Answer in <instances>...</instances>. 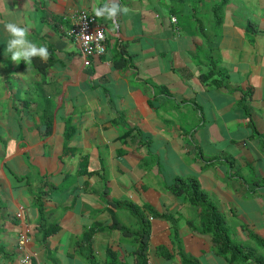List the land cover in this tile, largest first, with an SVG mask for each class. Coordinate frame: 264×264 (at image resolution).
Returning a JSON list of instances; mask_svg holds the SVG:
<instances>
[{
    "label": "crops",
    "instance_id": "0c3cea01",
    "mask_svg": "<svg viewBox=\"0 0 264 264\" xmlns=\"http://www.w3.org/2000/svg\"><path fill=\"white\" fill-rule=\"evenodd\" d=\"M104 2L0 0V264H88L77 242L101 224L97 263L106 264L112 247L135 264L134 242L110 228L111 210H125L101 198L103 175L109 199L178 218L184 251L198 264H261L264 249L251 234L264 241V151L254 134V126L264 134V7L243 8L254 23L243 0H228L208 52L199 23L210 37L211 9L222 0H121L129 11L116 18L117 30L98 18L106 52L86 66L67 31L74 14ZM9 19L32 24L30 38L48 45L46 60L28 66L5 55ZM190 175L225 214L232 240L253 253L249 260L218 254L212 235L189 225L200 208L171 186ZM149 217V262L183 264L171 223ZM128 226L137 228L136 219Z\"/></svg>",
    "mask_w": 264,
    "mask_h": 264
},
{
    "label": "trees",
    "instance_id": "16d2710c",
    "mask_svg": "<svg viewBox=\"0 0 264 264\" xmlns=\"http://www.w3.org/2000/svg\"><path fill=\"white\" fill-rule=\"evenodd\" d=\"M203 0H194L195 5L201 3ZM228 0H223L222 3L214 6L212 10V14L214 16V28L216 30L215 36L219 35V30L223 25V17H224V7L226 6ZM199 31L204 37L206 43L210 45L211 39L207 33V30L204 28L203 23H199ZM212 31V30H211ZM214 36V37H215ZM213 48L207 49L208 52H211ZM217 63L213 64V69L204 77H212L214 72V68L216 69ZM225 79V78H223ZM245 99L241 100V104L245 103ZM249 117L250 114H249ZM252 126L253 123H252ZM68 133V132H67ZM254 134L261 138V149L264 151V134H261L258 129L254 126ZM67 138L69 139L71 136L68 133ZM83 174L91 175V172L85 167L82 169ZM103 189L100 193L102 199L107 201L109 205L113 208L121 210H127L130 212L132 216L137 221V228H131L128 225L121 222L118 218L117 213L111 210V214L113 216V224L110 226L111 229L120 230L121 233L128 238L133 237L135 240H132L135 244V264H151L148 259V245L149 239L151 235V219L149 214L153 217H161L168 220L173 228V245L178 249L179 254L182 258L183 264H198L195 259L190 258L184 251L182 238L179 232V219L171 214H162L157 212L154 207L148 203L139 206L134 204L133 202L122 200V199H109L108 196L110 194V186L109 180L107 176L103 175ZM173 190H175L178 194L185 193L188 199V202L193 206H198L200 208V218L198 222L193 220H188L189 225L193 228L194 231H198L204 234H211L214 249L218 254L223 255L229 260H243L247 261L252 256L253 253L247 252L246 249L237 245L231 238V233L229 231V227L227 225V219L224 213H222L216 203L212 200L209 194L201 187V183L199 179L190 175L187 177H177L174 179V182L171 186ZM36 203L39 205L40 211L43 210V203L41 195L36 197ZM147 212L149 214H147ZM101 226V227H100ZM100 228V229H99ZM105 226L97 225L94 227L88 228L81 239L77 242L79 249L77 253L88 263V264H98L95 260V256L93 255V235L96 231H101L105 229ZM57 225L50 230H46L44 233V239L49 237L51 234L57 231ZM255 239L259 242L260 246L264 249V241L259 237L251 234V238ZM159 253L167 258L173 257V254L164 246L159 247ZM107 260L106 264H128L126 260L120 258L119 253L112 247H108L106 251ZM56 264L59 262L56 261ZM261 264H264L263 260H259Z\"/></svg>",
    "mask_w": 264,
    "mask_h": 264
},
{
    "label": "clouds",
    "instance_id": "9594fccd",
    "mask_svg": "<svg viewBox=\"0 0 264 264\" xmlns=\"http://www.w3.org/2000/svg\"><path fill=\"white\" fill-rule=\"evenodd\" d=\"M95 18H105L112 21L111 29L117 30L120 25L116 18L121 13L129 11L121 0H105L100 6H94L92 9ZM31 23L21 24L15 19L7 20L3 25V30L7 33L6 50L4 53L14 62H24L31 65L34 57H40L46 60L49 56V48L46 43L34 41L30 38Z\"/></svg>",
    "mask_w": 264,
    "mask_h": 264
},
{
    "label": "built area",
    "instance_id": "2783aa9c",
    "mask_svg": "<svg viewBox=\"0 0 264 264\" xmlns=\"http://www.w3.org/2000/svg\"><path fill=\"white\" fill-rule=\"evenodd\" d=\"M176 22V17L173 18ZM70 37L77 40L85 57L84 64L89 66L91 58L106 52V27L94 17L93 11L81 10L72 17V25L67 31Z\"/></svg>",
    "mask_w": 264,
    "mask_h": 264
},
{
    "label": "rangeland",
    "instance_id": "374dc122",
    "mask_svg": "<svg viewBox=\"0 0 264 264\" xmlns=\"http://www.w3.org/2000/svg\"><path fill=\"white\" fill-rule=\"evenodd\" d=\"M223 1V0H222ZM248 3H254L255 4V7L256 8H260V7H264V0H243V6H242V8H241V10H242V12H243V14L245 13L247 16H250V20L251 21H253L254 23L257 21V19H255V17H252V15H251V10H246V11H244L243 10V8H245V5L246 4H248ZM238 6V5H237ZM224 15H225V12H224ZM212 17L214 18V16H213V14H212ZM214 22H213V24H212V27L210 28V30H212V31H210V39H211V37L213 36H215L214 34H216V30L215 29H213L214 27ZM221 29H219V30H217V32L218 31H220ZM218 36V35H217ZM213 39V38H212ZM212 39H211V41H212ZM207 42V41H206ZM211 46V44L209 45V43L207 44L206 43V47L209 49V48H212V46ZM120 216V217H119ZM119 216H118V218L120 219V220H122L123 222H124V224H126V225H130V224H132V221H135V219L133 218V216L130 214V212H128V211H121L120 212V214H119ZM117 234V233H116ZM116 237V239H124V237L119 233V235H115ZM132 240H135L133 237H131L130 238V241H132Z\"/></svg>",
    "mask_w": 264,
    "mask_h": 264
}]
</instances>
